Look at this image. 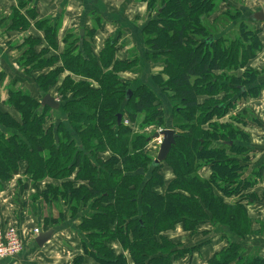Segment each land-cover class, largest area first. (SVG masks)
<instances>
[{
  "label": "trees",
  "instance_id": "16d2710c",
  "mask_svg": "<svg viewBox=\"0 0 264 264\" xmlns=\"http://www.w3.org/2000/svg\"><path fill=\"white\" fill-rule=\"evenodd\" d=\"M30 1L18 0L19 8L26 7ZM140 1L146 3L149 12L154 10L149 5L154 0ZM159 2L160 9L156 5L158 16L149 17L141 33L146 55L160 66L152 79L155 86L168 94L172 124L164 125V111L154 89L143 83L132 86L119 76L127 70L140 74L138 55L113 61L115 47L111 40L98 56L90 53L88 39L95 28L89 31L84 44L85 56L77 52L76 39L70 35L62 57L64 68L72 72L78 69L83 76L95 79L96 87L92 82L73 83L66 77L60 86V107L54 110L41 106L40 100L13 82L7 89L5 104L11 106L20 119L15 120L0 109V181L17 175L24 162L28 168L24 174L33 180L45 173L64 175V180L74 171L76 178L83 175L88 181L83 188L65 181L59 187H46L45 192L47 194L50 189L53 198L65 199L62 204L68 206L70 217H80L79 229L83 233L86 253L105 262H124V256H115L106 248L107 240L95 242L97 237L117 238L129 251L134 264H168L174 251L161 233L176 223L193 231L203 219H209L215 226L226 218L234 222V227L224 224L238 235H245L244 228L249 223L244 218L246 208L241 200L250 201L252 195L245 197L242 191L253 185V179L252 173L245 175L242 166V162L248 160V150L238 143L245 133L236 127L229 128L227 133L222 132L224 124L217 126L213 122L204 131L202 124L226 114L236 99L258 95L263 85L254 86L258 76L256 71L250 72L249 79L247 75L237 76V84H232L233 74H227V81L222 80V71L224 73L223 68L228 63L244 66L248 59L257 55L262 48L259 31L256 27L249 28L245 21L252 22L243 17L239 23L244 26L243 34L231 40L224 36L216 38L204 24L206 4L211 5L214 0ZM32 9L28 10L31 15ZM235 13L238 17L239 12ZM231 17L234 18L232 14ZM27 24L19 10L13 13L12 26L25 28ZM35 24L51 42L56 26L48 20ZM79 34L83 33L79 31ZM237 39L246 44L241 57L238 48L241 43ZM34 43L31 38L24 40V44L29 45L23 54L24 65L39 67L47 61L33 52ZM211 48L214 54L208 55ZM219 70L222 71L218 76H210ZM59 71L36 79L42 92L46 93L55 85ZM129 90L132 94L127 98ZM222 91L225 95L221 99ZM68 93L70 97L66 96ZM199 96L205 100L201 101ZM203 109L206 110L202 112ZM58 111L61 112L59 116ZM118 114H122V121L127 117L132 126L133 122L137 124L134 121L137 119L144 127L163 124L164 128H172L178 133L162 164L158 167L151 165L157 153L147 147L151 135H132L131 126L122 121L117 124ZM92 115L98 116V122H93L95 126L89 122ZM103 148L110 151V157L105 161L95 156ZM45 150L64 159L65 163L48 159L47 165L42 167ZM226 150L235 155L229 157ZM163 164L172 168L174 177L167 184L165 193L157 194L154 187L164 183L159 173ZM203 164L211 167L209 178L198 174ZM234 194L238 195L239 202L224 203L222 195ZM117 220L115 228L113 222ZM51 223H58L56 217ZM227 245L214 254L208 264H264V257L258 254L244 255L239 244L229 242Z\"/></svg>",
  "mask_w": 264,
  "mask_h": 264
},
{
  "label": "crops",
  "instance_id": "0c3cea01",
  "mask_svg": "<svg viewBox=\"0 0 264 264\" xmlns=\"http://www.w3.org/2000/svg\"><path fill=\"white\" fill-rule=\"evenodd\" d=\"M132 2V0H125L118 9L114 10L110 0H31L26 7L20 9L18 0H0V109L15 120L20 119L19 114L11 106L5 104L7 89L13 82L18 87L21 85L25 91L38 100L49 93L61 102L56 87L61 85L64 78L87 80L83 75H73L72 71L63 67L62 54L68 48L67 43L70 41L68 36L70 35L75 37L76 50L82 56H85L86 47L84 44H86L89 31L92 28H95V31L88 41L90 53L94 56H98L110 40L115 47L113 61H122L132 54L137 55L136 47L146 51L141 33L145 22L136 23L129 15L124 14L125 9L131 7ZM252 2L254 3L252 7L246 4L242 5L241 12L246 13L244 16L257 9L264 11V0H253ZM138 6L142 7V11H145L142 3L141 5L135 4L132 9H129L136 17L139 16L136 15L135 9ZM31 8H33L32 15L28 12ZM17 10L28 21L25 28L12 26L13 13ZM115 18L118 21L113 20ZM41 20H48V23L56 26L55 36L51 42L45 37L44 31L36 27L35 22ZM252 27H256L259 31L258 37L262 48L249 61H251V67L258 74L254 86L259 84L263 86L257 96L247 97L243 100L238 98L232 102V106L234 104L238 108L236 112L240 114L242 112L241 115L235 117L239 129L245 133V137L238 143L248 150V160L243 161L242 166L245 175L252 173L251 178L253 179V185L242 191L245 197L252 195L250 201L246 203L245 199L241 200V204L246 208L244 218L249 222L250 231H244L245 235H238L226 224H222V226L219 224V227H216L209 221H204L207 223H200L198 234L194 239L179 243L175 246L176 248H173L174 255L171 256L169 264H208L210 258L226 248L229 242L239 244L244 255L255 252L264 257V22L252 23ZM80 30H83L82 35L79 34ZM29 38L35 40L33 52L47 61L39 67L24 65L23 54L29 48V45L24 44V40ZM143 63V59L139 58L141 70L139 75L123 71L119 73L120 77L132 86L143 83L149 85L154 91L158 90L152 78L159 71L160 66L155 64V73L151 71L150 74V71L147 70L143 74ZM57 70L60 71L55 85L51 86L46 93L42 92L36 79ZM136 78L138 79L135 80ZM93 86L97 85L94 83ZM169 110L172 111L171 104ZM60 113L58 111L57 115L59 116ZM168 119V125L172 124L171 115ZM108 155H110L109 151ZM108 155L103 156L101 153L99 157L106 160ZM201 168L204 178H208L211 174V167L207 164ZM159 173L163 176L164 183L155 187L154 191L157 194H164L174 173L168 164H163ZM21 177L17 174L11 180L0 181V227L16 226L26 246L20 255L2 260L0 264H119L118 262H105L86 253L83 245V233L79 229L80 217L78 215L70 217L69 214V217H66L67 219L65 218L61 224L53 225L51 217L46 214L44 217L42 214L44 198L42 196L35 197L38 190L43 192L45 188L38 189L28 180L24 182L26 186L21 187L22 185L16 183V180ZM69 180L72 178H67L65 181ZM83 184L86 186V182ZM222 198L226 204L239 202L238 195L235 194L222 195ZM50 206L51 203L48 202L46 210L50 209ZM67 208L64 210L68 211ZM49 227H54L55 233L42 247H38L34 242L33 230L38 228L41 232ZM176 228L177 231L182 232L179 226ZM239 228L242 227L239 226ZM105 246L115 256L123 255L125 264H133L129 251L117 240H107ZM180 252L181 254H179ZM76 258L81 259L76 262Z\"/></svg>",
  "mask_w": 264,
  "mask_h": 264
},
{
  "label": "rangeland",
  "instance_id": "374dc122",
  "mask_svg": "<svg viewBox=\"0 0 264 264\" xmlns=\"http://www.w3.org/2000/svg\"><path fill=\"white\" fill-rule=\"evenodd\" d=\"M112 3H113V6H112V9H118L119 8V6L125 1V0H110ZM133 2H132V4H131V7H128V9H125V11H124V14L125 15H129L130 16V18H132L133 19V21L135 22L136 21V23H138V22H146V20L149 18V17H155V16H158V11H159V6L161 5H159V0H154L155 2H153V3H149V5H150V7H152V9H154V10H152L151 12H149V10L147 9V6H146V3L145 2H141L140 0L139 1H137V0H132ZM253 0H214V2L210 5L209 3L208 4H206V7H208L207 8V11H206V14H205V16H206V18H205V22H204V24H205V26H208V31L211 33V36H216V38H218V37H220V36H224V37H227L228 38V40H231V39H233V38H235V37H237V36H239V34L240 33H244V26L243 25H239V23H240V21L242 22V18L244 17H246V16H244V13L242 12L241 13V10H242V5L244 6V4H246V5H249V6H251L252 7V4L254 5V3L252 2ZM140 3V4H139ZM141 3L142 4H144V7H145V11H142L143 9H142V7H136L135 9H136V15H139V16H134V14L132 13V11L131 10H129L130 8L132 9L134 6H135V4H137V5H141ZM202 4V3H201ZM156 5H157V7L159 8V9H156ZM205 5V4H204ZM143 6V5H142ZM235 12H239V16L238 17H236L235 16ZM231 14H232V16L234 17V18H232L231 17ZM246 14V13H245ZM113 20H115V21H118V19L117 18H115V19H113ZM244 21V20H243ZM245 23L248 25V27L249 28H254V27H251V25L252 24H248L246 21H245ZM215 38V37H214ZM237 40H240V43L241 44H239L238 45V48H239V52H240V57L242 56V50H243V46H246V44L242 41V39H237ZM243 42V43H242ZM221 47H222V45H221ZM136 50H137V55H138V57L140 58V59H143V65H142V72H143V74H145L146 72H147V70H149L150 71V74H151V71L152 72H154L155 73V70H156V66H155V61H154V63L151 61V59H149L148 58V56L146 55V52L144 51V50H141L140 48H138V47H136ZM227 51V50H226ZM211 54H214V51H213V48H211V50H210V53L208 54V55H211ZM87 55H89L88 53H87ZM208 60V59H207ZM250 59H248L247 60V62L244 64V66H236V63L234 64V63H228V65L226 66V67H224L223 69L225 70L224 71V73H223V69L221 70L222 71V80H226L225 78L227 77V74L229 75V74H233V77H232V84H237V81H238V79H237V76H239V75H241V76H246L248 79L250 78V72L251 71H255L252 67H251V64H250V62L251 61H249ZM100 62H102V60H99ZM64 63V62H63ZM88 64H90V63H88ZM91 65V64H90ZM264 67V66H263ZM88 69H89V67L87 66L86 67V71H88ZM151 69V70H150ZM79 70L77 69V70H73V75H82V74H80L79 72H78ZM82 71H84V70H82ZM128 71V70H127ZM221 71L219 70L218 72H214V73H212L210 76L212 77V76H218L220 73H221ZM129 72V71H128ZM84 73V72H83ZM120 76V75H119ZM136 76V75H135ZM240 76V77H241ZM85 79H87L86 81H89L90 83L92 82V84H98L96 81H95V79H90V78H87V77H85V76H83ZM228 77H230V76H228ZM245 77V78H246ZM66 78H64V80H65ZM69 79V78H68ZM220 79V78H219ZM63 80V81H64ZM70 80L73 82V83H77V82H80L81 80H75V79H71L70 78ZM82 80H84V79H82ZM63 81H62V83H61V85L63 84ZM227 81V80H226ZM56 82H57V79H56ZM55 82V83H56ZM229 82V81H228ZM20 85V84H19ZM61 85H58L57 87H56V91H57V93L60 95V97H61V101H62V94H61V92H60V86ZM16 87V86H15ZM19 88L20 89H24L21 85L19 86ZM157 88H158V86H157ZM161 88V87H160ZM160 88H158V90H155L156 92L155 93H157V95L159 96V98H160V101H161V106H162V109H163V111H164V120H163V122H164V125L165 126H167L168 125V123H169V116H170V114H171V111L169 110V105L171 104L170 103V101H169V97H168V94L164 91H162ZM25 90V89H24ZM234 93H232V95H233ZM223 95H225V92L224 91H222V93L219 95V98H221L222 99V96ZM229 95H231L230 94V92H229ZM66 96H68V97H70L71 96V94H67ZM64 97V96H63ZM199 99L201 100V101H203V100H205V98L203 97V96H199ZM243 99H245V98H243ZM243 99H241V100H243ZM87 103V102H86ZM94 103L95 102H93V103H91V107H93L94 106ZM237 107L236 106H234V104H233V106H231L230 108H228L227 109V112H226V114H224L223 116H220V118L219 117H214L211 121H209V122H206V121H204L203 122V126H202V128H203V130L205 131L206 129H208V127L210 126V123H216L217 124V126L219 125V126H221V124H224V125H222V132H225V133H227V130L229 129V128H238L239 129V125L237 124V119L235 118L237 115H241L242 114V112H241V114L240 113H237L236 111H237ZM92 110V109H91ZM206 109H203V111L202 112H204ZM240 117V116H239ZM134 121H137L136 123L137 124H134L135 122H133V126H134V129H133V126L131 125V127H132V135H144V134H146V135H148V136H150L151 135V137H150V140H149V142L147 143V147L149 148V149H151V150H153V152L155 151V152H157V150H158V146L156 145V143H155V141H154V139H153V135L152 134H154L157 130H159V128H164V125L162 124V125H158V126H153V124L152 125H147V126H145L144 127V125H140V121L138 122V120L136 119V120H134ZM89 122H90V124H92V125H94L95 126V124L93 123V122H98V116L96 117V115H92L91 116V119L89 120ZM170 125V124H169ZM138 129H140V130H138ZM207 131V130H206ZM158 139V138H157ZM236 139H239V138H235V140ZM225 142L226 141H224L223 142V144H225ZM108 150L109 149H107V148H103L100 152H96L95 153V156L97 157V158H100L99 157V155L102 153V155L104 156L105 154H107L108 155ZM227 151V150H226ZM109 153H110V151H109ZM154 155H155V153H153L152 154V157L154 158ZM227 155L230 157V156H234L235 154H233V152L231 153V152H229V151H227ZM42 156H44V158H45V163L42 165V167L44 166V165H47V162L49 161L48 159H50L51 161H59V163L61 164V162H64V159H62V158H59V156H52V155H50V153H49V151H44L43 152V154H42ZM109 157H110V155H108V157L106 158V160L107 159H109ZM239 156H237V158H238ZM48 160V161H47ZM100 160H103L102 158H100ZM103 161H105V160H103ZM41 162H42V157H41ZM65 163V162H64ZM26 162H24V163H21V168H19V171H22V173H18L19 175H21L22 177L21 178H19L18 180H16L17 182L16 183H19V185H22L21 187H23V186H26L25 184H24V182H25V180H28V182H30V184H34L35 185V187L37 186L38 187V189L40 188H46V187H48V188H50V189H52V187H59L60 185H61V183L62 182H65V180H64V175H58V174H55V173H45L44 175H42L41 177H39V179L37 178V179H35V180H33V179H31L30 177H27L25 174H24V171L26 172V170L28 169V168H25L26 167ZM205 165L203 164V167H204ZM202 167V166H201ZM200 167V169H198V174L202 177V178H204V176H203V174H202V172H201V168ZM198 168V167H197ZM41 169H44V168H41ZM74 171V170H73ZM75 172V171H74ZM74 172H72L71 174H68V176L66 177V178H72V180H69L71 183H72V185L73 186H79V187H85V185L83 184V182H86V184L88 185V181L87 180H85V178H83L82 176H80V177H73V173ZM96 172V171H95ZM211 174H212V170H211ZM210 176V175H209ZM11 178L12 177H14V176H10ZM209 178V177H208ZM11 180V179H10ZM218 180H220V179H218ZM69 181H67V182H69ZM222 182V181H221ZM23 183V184H22ZM47 183V184H46ZM159 186V185H158ZM155 187H157V186H155ZM154 187V188H155ZM48 190L47 192V194H46V190L44 189V191L42 192H39V190H38V193L35 195V197H37V196H42L43 198H44V201L45 202H43V204H44V206H43V204H42V210H43V216L46 214V216L47 215H49L50 217H51V219L53 218V217H56V219H57V221H58V224H61L62 223V221H64V219L66 218V217H69V212L67 211V210H64V209H66L68 206H64L63 207V204L62 203H65L64 201H65V199H55V198H53V195H52V190ZM217 191V190H216ZM45 192V193H44ZM218 192V191H217ZM51 193V194H50ZM222 194V193H221ZM49 199L51 200V206H50V209H48V210H46V205H47V203L49 202ZM50 211V212H49ZM209 215H210V213H209ZM235 216V215H234ZM45 217V216H44ZM64 217V218H63ZM47 218V217H46ZM67 219V218H66ZM204 221H209L211 224H212V221H210L209 219H203V220H201L197 225H196V227L193 229V231H190V230H188V228H186V227H184V225H182V223L180 224V223H176L172 228H170V229H168V230H165V231H162V233H161V236H163L162 238L163 239H166V241L167 242H169L170 244H172V247H171V249H173V248H176L175 246L177 245V244H181V243H183V242H186V241H189V240H192V239H194L195 237H196V235L198 234V227H199V225H200V223H207V222H204ZM47 223V222H46ZM49 223V222H48ZM222 224H224V223H227V224H229V225H231L232 227H234L233 225H234V222H232V221H229L228 219H224V220H222V222H221ZM221 223H218V224H220L219 226H222V224ZM113 224H114V227L116 228V225H118V220L117 221H115V222H113ZM112 224V225H113ZM214 225V224H213ZM177 226H179L180 228H181V231L182 232H179V231H177L178 229L176 228ZM216 227L218 226V225H215ZM218 226V227H219ZM113 227V226H112ZM112 227H110V228H112ZM245 230V232H249L250 230H249V227H248V225H247V227L246 228H244ZM102 237H97V238H95V242H101V241H105V240H112V239H115V240H117L118 241V239L117 238H115V237H113V238H110V236H105V237H103L102 239H101ZM108 238H110V239H108ZM119 242V241H118ZM120 243V242H119ZM93 247H96L95 245H93ZM223 249H225V248H223ZM222 249V250H223ZM221 250V251H222ZM101 251V250H100ZM179 254H181V252L179 253ZM251 254H257V253H251ZM130 257H131V255H130ZM131 259H132V257H131ZM132 261H133V259H132ZM170 261H171V257H170ZM134 262V261H133ZM132 262V263H133ZM209 262V261H208ZM79 264V263H78ZM119 264H125V262H119ZM134 264V263H133ZM169 264V263H168Z\"/></svg>",
  "mask_w": 264,
  "mask_h": 264
},
{
  "label": "water",
  "instance_id": "95a60500",
  "mask_svg": "<svg viewBox=\"0 0 264 264\" xmlns=\"http://www.w3.org/2000/svg\"><path fill=\"white\" fill-rule=\"evenodd\" d=\"M245 18L252 23L264 22V11L262 9H257L247 15ZM80 33L82 34L83 30H80ZM126 94V97L128 98L132 93L129 90ZM40 105L56 110L60 107V101L56 97H53L49 95V93H47L40 99ZM121 121L122 114H118L117 124H120ZM158 135L162 136V142L158 146L156 156L151 163L153 167H158L167 159L170 150L175 144L176 138L178 137V133L172 128H163L160 132L155 133L154 137H157ZM54 233V227H49L46 230L39 232L36 236H34L35 244L38 247H42L46 242H48L52 238Z\"/></svg>",
  "mask_w": 264,
  "mask_h": 264
},
{
  "label": "built area",
  "instance_id": "2783aa9c",
  "mask_svg": "<svg viewBox=\"0 0 264 264\" xmlns=\"http://www.w3.org/2000/svg\"><path fill=\"white\" fill-rule=\"evenodd\" d=\"M122 122L125 125L131 126L127 118L123 119ZM162 129L163 128H159L155 133L160 132ZM154 134H152L153 139L156 145L159 146L162 142V136L158 135L154 137ZM39 232V229L35 228L32 235L36 236ZM25 246L24 239L16 226L8 225L0 227V261L20 255L24 251Z\"/></svg>",
  "mask_w": 264,
  "mask_h": 264
}]
</instances>
